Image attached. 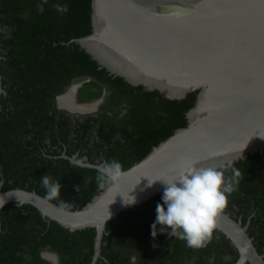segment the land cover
I'll use <instances>...</instances> for the list:
<instances>
[{
  "label": "trees",
  "instance_id": "1",
  "mask_svg": "<svg viewBox=\"0 0 264 264\" xmlns=\"http://www.w3.org/2000/svg\"><path fill=\"white\" fill-rule=\"evenodd\" d=\"M42 4L41 12L38 5ZM67 4L61 13L55 5ZM91 0H0V188L35 190L64 208L79 209L111 183L100 170L73 163L116 159L122 169L187 123L195 92L168 98L145 90L100 67L75 38L91 32ZM82 81L79 101L98 98L99 109L74 116L57 108L56 96ZM65 154L66 156H64ZM237 187L223 210L247 224L264 255V151L223 168ZM59 181L51 196L42 176ZM162 192L106 221L101 256L95 264H231L238 256L228 238L214 229L206 246L191 248L168 232L152 236ZM0 264H90L95 229L69 230L31 204L8 202L0 210ZM133 257L135 259L133 260ZM248 264V263H247Z\"/></svg>",
  "mask_w": 264,
  "mask_h": 264
},
{
  "label": "water",
  "instance_id": "2",
  "mask_svg": "<svg viewBox=\"0 0 264 264\" xmlns=\"http://www.w3.org/2000/svg\"><path fill=\"white\" fill-rule=\"evenodd\" d=\"M90 6L91 32L74 40L100 67L168 98L196 93L185 126L119 170L79 209L35 190L0 188V205L31 204L69 230L93 227L95 264L106 221L163 192L164 182L157 179H173L190 162L224 168L264 151V0H91ZM81 83L69 86L72 98ZM4 92L0 72V96ZM69 159L99 170L105 164ZM130 196L135 202L125 203ZM215 229L238 252L231 264H264L247 224L222 211ZM51 261L57 264L55 254Z\"/></svg>",
  "mask_w": 264,
  "mask_h": 264
},
{
  "label": "clouds",
  "instance_id": "3",
  "mask_svg": "<svg viewBox=\"0 0 264 264\" xmlns=\"http://www.w3.org/2000/svg\"><path fill=\"white\" fill-rule=\"evenodd\" d=\"M55 7L61 13L68 10L67 4H57ZM38 8L44 11L42 4ZM120 168L118 160L107 161L100 169V177L115 179ZM238 176V172L231 177L226 176L223 166H199L190 162L173 179H157L162 180L165 186L161 195L162 202L156 204L152 236H156L159 225L160 232L167 231L170 236L184 240L188 247L206 246L213 235L217 217L227 207L229 196L237 187ZM41 178L49 195L58 196L61 188L59 181L48 175ZM124 202L134 203L135 197L124 198Z\"/></svg>",
  "mask_w": 264,
  "mask_h": 264
},
{
  "label": "flooded vegetation",
  "instance_id": "4",
  "mask_svg": "<svg viewBox=\"0 0 264 264\" xmlns=\"http://www.w3.org/2000/svg\"><path fill=\"white\" fill-rule=\"evenodd\" d=\"M80 81H81V80H80ZM80 81H75V82H73V83H77V82H80ZM73 83H71V84H73ZM71 84H70V85H71ZM70 85H69V86H70ZM69 86L67 87V89H66L63 93H61V94H59V95H61V96L64 95V93H66V91L68 90ZM77 91H78V88H77V90H76V92H75L73 98H71L72 103H73L74 105H76V106H73L74 109H71L70 107H68L67 105H65V103H61V102H60V98L58 99V96H59V95L56 96V100H55V104H56L57 108H59V109H63V110L66 112V114H68V115L71 116L72 118H73L74 116H78V115H83V114H87V113H93V112H96V111L99 109V105L103 102L105 96H106L107 93H108V90H106L105 87H104L103 90H102V94H101V96H99L98 98L94 99L93 101H92V100H90V101H79V100H78V96H77ZM61 96H60V97H61ZM95 101H97L95 107H94L93 109H91V110H88L89 104H91V103H93V102H95ZM78 104H80V107H82L81 109H79V108L77 107ZM71 107H72V106H71ZM82 110H85V111H82ZM52 254H55V253H52V252H50V251H48V250H43V251L41 252V256H42L43 258L49 260L51 263H52V261H51V256H52ZM55 255H56V254H55ZM56 257H57V255H56ZM52 264H53V263H52ZM57 264H58V257H57Z\"/></svg>",
  "mask_w": 264,
  "mask_h": 264
},
{
  "label": "bare ground",
  "instance_id": "5",
  "mask_svg": "<svg viewBox=\"0 0 264 264\" xmlns=\"http://www.w3.org/2000/svg\"><path fill=\"white\" fill-rule=\"evenodd\" d=\"M70 89V88H69ZM72 95H73V93L72 92H70L69 90H68V92H66L64 95H62L61 97H60V102L61 103H65V105H68V106H76V105H74L73 103H72V101H71V98H72ZM74 108V107H73ZM79 109H81L82 107H78Z\"/></svg>",
  "mask_w": 264,
  "mask_h": 264
},
{
  "label": "rangeland",
  "instance_id": "6",
  "mask_svg": "<svg viewBox=\"0 0 264 264\" xmlns=\"http://www.w3.org/2000/svg\"><path fill=\"white\" fill-rule=\"evenodd\" d=\"M93 101V100H92Z\"/></svg>",
  "mask_w": 264,
  "mask_h": 264
}]
</instances>
